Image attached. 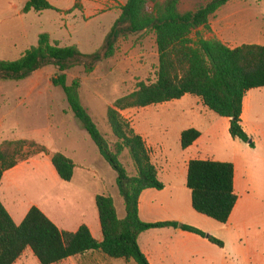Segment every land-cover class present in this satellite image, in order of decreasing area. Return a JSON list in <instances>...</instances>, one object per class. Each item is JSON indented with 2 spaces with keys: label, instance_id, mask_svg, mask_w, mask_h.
<instances>
[{
  "label": "trees",
  "instance_id": "trees-1",
  "mask_svg": "<svg viewBox=\"0 0 264 264\" xmlns=\"http://www.w3.org/2000/svg\"><path fill=\"white\" fill-rule=\"evenodd\" d=\"M231 0H211L194 10L180 11L181 0H126L120 14L106 34L99 50L82 53L77 46H59L47 33L19 58L0 59V81L21 82L47 65L57 68L51 79L60 88L68 109L96 146L100 157L116 175V188L123 200L125 216H117L110 196L96 195L102 241L97 242L85 225L75 232L60 230L42 211L33 206L19 225L0 202V264H14L30 249L39 264H58L87 252H99L114 260L149 264L138 245V237L150 229L177 228L175 222L143 223L138 216V201L148 189L162 190L163 183L152 163L144 139L136 133L122 113L179 100L185 95L200 99L215 115L229 119V135L254 148L241 124L242 103L253 89L264 88V44H245L230 49L217 39H192L199 28L209 30L215 13ZM77 3L67 11L78 9ZM57 11L47 0H28L23 14ZM151 33L155 39L157 66L153 82H138L134 91L117 98L106 108V123L111 138L97 127L82 105L80 81L67 83V72L82 67L90 74L96 65L114 56L117 42L129 35ZM200 132L189 128L180 134V148H189ZM49 154L34 140L3 141L0 145V181L3 173L37 155ZM58 178L68 183L74 163L60 152L49 154ZM123 159L130 162L133 174ZM186 187L193 210L219 224H226L237 202L234 191V167L230 162L191 160ZM183 231L196 234L223 248V243L202 231L182 225Z\"/></svg>",
  "mask_w": 264,
  "mask_h": 264
},
{
  "label": "rangeland",
  "instance_id": "rangeland-1",
  "mask_svg": "<svg viewBox=\"0 0 264 264\" xmlns=\"http://www.w3.org/2000/svg\"><path fill=\"white\" fill-rule=\"evenodd\" d=\"M27 1L0 0L1 60L19 58L27 48L37 44L38 36L42 33H47L50 41L57 42L59 46L75 45L85 54H92L101 48L109 32L111 15L108 14L112 12V9L104 7L97 14L101 16L90 21V18H85L82 9L83 5L87 4L85 0H76L79 8L71 13L67 11L74 5L75 0H47L57 11L48 10L40 13L31 11L23 14L22 9ZM208 1L210 0H182L179 9L182 12L194 10ZM243 5L247 12L255 14L257 18L255 29L251 33L247 29L246 33L250 36L246 35L245 40L252 39L257 44H264V2L258 0ZM201 32H194L192 39L203 38ZM156 66L157 52L153 34L129 35L117 42L114 56L98 63L90 74L84 73L82 67L68 71L67 83L75 79L80 81L82 105L87 109L99 130L110 139V130L106 123V108L117 98L134 91L138 82H153ZM56 74L57 68L47 65L24 81H0V145L7 140L35 139L34 141L37 140V143L46 147L49 154L50 151L63 154H70L69 151H73L76 154L77 165L84 166L85 163L91 177L80 178L77 175L73 185L68 186L57 177L54 180L47 169L30 165L14 178L16 183L9 188L11 197L23 207L31 201L43 202L52 213L61 218L64 217L63 206H67L68 203H77L82 204L80 207L85 210L93 193L98 192L100 193L98 195H104L106 192L101 189L112 187V192L109 193L117 214L121 215L124 205L116 191L115 173L100 158L96 146L68 109L62 90L52 86L51 79ZM247 96L252 98V102L245 128L258 150L254 152L247 149L244 157L253 163L251 173L264 175L262 162L264 160V88L250 90ZM192 98H181L169 103L131 109L122 113L130 121L136 133L144 139L147 147L153 149L157 164L163 163L159 152L163 145L170 150L172 156L180 157L178 155L181 153L180 133L189 129L195 121L191 116L193 110L189 103ZM205 110L209 116L219 118L208 109ZM208 118L206 117L199 125L203 131H207L209 127ZM217 132V140L204 135L202 143L205 147L204 151L230 154L229 142L233 139L229 132L222 125L218 126ZM237 142L244 146V143ZM95 158L98 159L97 162ZM123 164L127 171L133 174L130 162L123 159ZM50 168L53 169L51 163ZM93 173L104 180L101 186L91 179L94 176ZM30 186L35 189L33 193L27 190ZM249 207L248 219L253 223L254 207L252 204ZM257 212L264 215V208ZM70 214L75 216V220L78 219L76 214L73 215L72 210L69 211V216ZM262 219V226H264V217ZM247 238L250 240L253 236L250 235ZM27 252L29 254L30 251ZM30 264L33 263L30 262ZM35 264L39 263L35 261Z\"/></svg>",
  "mask_w": 264,
  "mask_h": 264
},
{
  "label": "crops",
  "instance_id": "crops-1",
  "mask_svg": "<svg viewBox=\"0 0 264 264\" xmlns=\"http://www.w3.org/2000/svg\"><path fill=\"white\" fill-rule=\"evenodd\" d=\"M255 1L258 0H231L215 13L214 17L209 22L208 31H205L203 28H199L197 31H202V39H217L230 49L245 44L261 45L255 43L252 39L245 40L246 35H248L246 33L247 29L250 30V33L255 29L257 18L255 14L247 12L243 4L254 3ZM85 2L87 4H84L82 9L85 18H90V21L100 17L101 15L97 14L104 7L112 9V12L108 14L111 15L110 30L120 14V8L126 3V0L124 2L121 0H85ZM262 2H264V0H262ZM75 3L76 0L74 5ZM117 7L119 8L116 9ZM258 21H260V17ZM259 29L260 27L258 25V30ZM248 93L244 97L242 103L241 124L243 130L249 135L245 127L249 118L252 98L247 96ZM188 97L193 96L185 95L182 99H188ZM189 103L192 106L191 110H193L191 111V116L195 120L190 128L199 131L200 137L189 148L181 150V153L178 154L180 156L179 158L178 156L176 158L172 156L170 150L163 145L159 150L163 158V163L161 165L157 164L155 161L153 149L148 147L152 163L157 168L158 178L163 183L164 187L162 190L148 189L143 191L138 201V216L143 223L175 222L178 224V227H165L145 231L138 237L139 248L149 264H264V226H262V218L264 215L257 212L264 208V175L256 172H253L254 174L251 173V165L253 163H250L244 157L247 149L253 150L254 152L258 150V148H256V143L253 142L254 148L251 149L247 144L241 146V144H238V140H232V142H229L231 153L228 155L216 151H204L205 147L202 146L204 135L206 134L208 137L213 138V140H217L218 126L222 125L225 130L228 131L230 122L229 119L226 118L218 116L219 119L214 118V116H209L205 110L207 108L202 105L200 99L197 97H193ZM206 117H209V127L207 131H203L202 127L199 125ZM54 152L58 151H50V154ZM69 152L70 154L64 153V155L73 161L75 167L73 178L66 185L72 186L77 175H79L80 178H90L91 175L89 177L90 173L88 172V167L85 166L86 164L84 163V166H78L75 161L76 154L73 151ZM191 160H209L230 162L233 164L234 191L237 196V202L226 224H219L193 210L191 205V194L186 187L188 163ZM49 161L50 155H37L17 165L13 169L4 172L0 181V202L15 225H19L25 218L29 209L35 206L60 230L75 232L81 225H85L88 227L92 237L100 243L102 241V234L94 201L96 195L100 193H93L85 210L84 208L82 210V204L80 205L77 203H68L67 206H63L62 212L64 217L61 218L52 213L43 202L31 201L27 206L23 207L21 204H18V201L11 197L12 194L9 188L16 183L14 178L21 172H24V170L28 168L27 166L30 167V165H32V167L34 166L35 168L43 167L49 171L50 176L54 178V180H56V177L59 179L54 169L50 168L51 162ZM95 161L97 162L98 159L95 158ZM262 162L264 164V160H262ZM92 175L94 176H92L91 179L100 184V186L104 183V180L100 177H96L95 173ZM27 190L33 193L35 189L30 186ZM101 190L106 192L104 194L105 196L112 197L111 193H109L112 192V187ZM113 194H115L114 191ZM115 197L117 198V195ZM251 204L255 212L253 223L248 219V209ZM70 210H72L73 215L76 214L78 216V219L75 220V216L73 217L72 214L69 216ZM117 216L120 219L124 218L125 211H123L121 215L117 214ZM182 225L196 228L221 241L223 243V248L210 243L207 239L196 234L183 231L181 229ZM250 235L253 236V239L250 238L252 241L247 238ZM27 251H30L29 254ZM33 257L31 250L26 249L14 264H30V262L35 264L37 259L34 257L36 259L34 260ZM58 264L136 263L132 260L127 262L124 260L110 259L99 252H87L80 256L68 258Z\"/></svg>",
  "mask_w": 264,
  "mask_h": 264
}]
</instances>
